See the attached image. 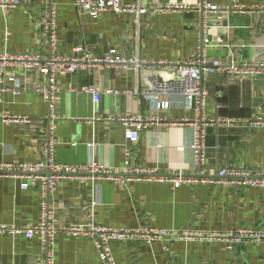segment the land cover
Segmentation results:
<instances>
[{
  "label": "crops",
  "instance_id": "crops-1",
  "mask_svg": "<svg viewBox=\"0 0 264 264\" xmlns=\"http://www.w3.org/2000/svg\"><path fill=\"white\" fill-rule=\"evenodd\" d=\"M4 1V0H0ZM0 6V56L116 55L141 64L100 65L63 74L50 114L42 90L48 79L36 65L0 61V162L45 161V143H55L61 164H95L115 176L134 172L156 177L215 178L221 169L264 171V0H207L221 11L205 17L198 0H127L148 7L139 16L112 12L92 18L75 0H55L57 45L47 42L45 0H19ZM183 6L159 12L157 8ZM242 6L243 10L235 8ZM207 27V56L224 69L206 76L205 116L215 120L207 133L205 165H196L193 123L198 114L185 98L156 88L173 79L171 66L193 59ZM238 71H231L234 65ZM246 66L253 71H245ZM160 82V83H159ZM87 88L101 94L95 101ZM163 102L168 106L162 108ZM124 116L154 120L138 142L126 140ZM134 173V174H137ZM21 180L0 177V225L33 228L41 223V187L21 188ZM58 230L56 264H104L89 235L74 226L117 230L148 229L173 233L264 232V188L198 182L175 188L171 182L63 180L49 198ZM116 264H264V241L231 247L200 238H144L111 243ZM0 264H46L40 238L0 235Z\"/></svg>",
  "mask_w": 264,
  "mask_h": 264
},
{
  "label": "built area",
  "instance_id": "built-area-1",
  "mask_svg": "<svg viewBox=\"0 0 264 264\" xmlns=\"http://www.w3.org/2000/svg\"><path fill=\"white\" fill-rule=\"evenodd\" d=\"M47 12L45 17L47 42L52 52L57 45V8L55 0H45ZM20 3L19 0L0 1L1 7H13ZM75 5L79 11L89 14L92 18H97L105 12H112L118 15H134L148 13V7L132 3L127 0H75ZM236 9L243 10L242 6L236 5ZM179 6H167L166 8H157L159 12L184 10ZM199 10L203 16L221 11L217 6L208 3L207 0H198L194 8ZM211 46L208 38L207 27L202 28V42L198 46L193 59L188 62H179L171 66L173 79L167 84H158L155 87L163 89L169 93L181 94L188 108L197 110V120L193 123L195 130V140L192 146L196 165L201 169L206 163L207 156V133L210 126L214 125L215 120H207L205 116L206 102L208 93L204 88V79L206 76L213 75L225 68L219 60H211L207 56V49ZM0 61L5 66L7 62H22L27 66L36 65L39 72L47 77L48 85L42 90V94L49 105L50 114L55 109V98L59 92L57 88V79L63 74H74L76 71H87L92 67L100 65L108 66H128L134 64L140 67L141 64L135 60H128L116 55L115 51L104 57H92L89 54L76 57H65L62 55H52L47 61L41 62L37 56H10L8 54L0 56ZM231 71H238L234 65L229 66ZM245 71H253L246 66ZM160 83V82H159ZM86 93L92 94L95 101L100 100L101 94L95 88H87ZM167 102H163L161 107L166 108ZM119 121L125 127V137L128 142L135 143L140 139V135L147 128L155 124L154 120H144L135 116H124ZM55 143L49 138L45 143V154L47 159L36 163H5L0 162V177H11L21 180V188L24 190L30 187L40 186L41 195V223L33 228L24 229L18 226L0 225V235L18 236L23 235L28 239L40 238L46 253V264H56L55 244L58 236V230L54 226V212L49 204V198L54 194L63 180H96L98 178H107L116 182H128L137 179L156 180L160 182H171L175 188L182 184H195L198 182L212 184H242L245 186L264 188V171L249 172L246 170H228L221 169L215 178H205L203 176H184L179 175L174 178L156 177L154 172L137 173L131 169V152L125 148V163L132 177L123 178L115 176L109 170L103 167L88 164H61L54 160ZM137 173V174H134ZM152 173V174H151ZM69 232L89 235L94 238L96 248L104 264H116L111 251V243L114 241L133 240L138 237L144 238L148 243L163 238H200L208 241H219L229 247L242 244L246 241L262 242L264 241V232L252 229H239L224 233L213 234H195L189 232L173 233L159 230L136 229V230H117L104 226H74Z\"/></svg>",
  "mask_w": 264,
  "mask_h": 264
}]
</instances>
